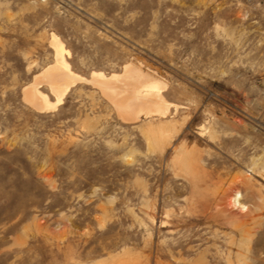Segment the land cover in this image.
<instances>
[{
  "label": "rangeland",
  "instance_id": "obj_1",
  "mask_svg": "<svg viewBox=\"0 0 264 264\" xmlns=\"http://www.w3.org/2000/svg\"><path fill=\"white\" fill-rule=\"evenodd\" d=\"M52 33L83 76L160 78L167 116L85 82L38 111ZM125 259L264 264V0H0V264Z\"/></svg>",
  "mask_w": 264,
  "mask_h": 264
},
{
  "label": "bare ground",
  "instance_id": "obj_2",
  "mask_svg": "<svg viewBox=\"0 0 264 264\" xmlns=\"http://www.w3.org/2000/svg\"><path fill=\"white\" fill-rule=\"evenodd\" d=\"M51 45L55 50L54 63L47 65L37 76L33 86L25 89L26 99L38 111L55 110L64 103L67 94L77 83L85 82L99 88L125 120L138 121L142 115L146 119L154 116L164 118L169 113L171 103L163 94L165 89L163 81L145 72L134 62H127L119 72L93 70L90 76L86 77L73 69L67 56L70 50L56 33L51 34ZM41 83L48 85L56 101H51L49 95L39 89ZM241 200L242 195L238 192L233 198L234 205L247 210L248 206ZM126 254L123 252V255ZM122 264L131 263L125 259L122 260Z\"/></svg>",
  "mask_w": 264,
  "mask_h": 264
}]
</instances>
